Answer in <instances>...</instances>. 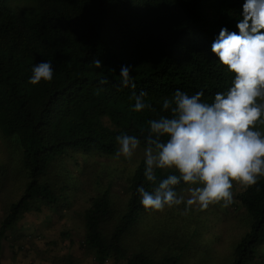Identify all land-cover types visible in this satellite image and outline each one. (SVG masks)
<instances>
[{"label":"trees","instance_id":"16d2710c","mask_svg":"<svg viewBox=\"0 0 264 264\" xmlns=\"http://www.w3.org/2000/svg\"><path fill=\"white\" fill-rule=\"evenodd\" d=\"M242 3L0 0V132L17 142L25 180L22 194L0 221V257L6 231L25 213L55 210L67 200V186L58 184L64 177L50 176L60 158L72 152L115 156L116 136H140L159 112L161 98L178 88L189 94L203 89L202 99L208 102L226 89L231 75L210 47L221 27L237 30ZM48 59L55 68L53 81L30 84L33 64ZM95 59L102 61L101 68L92 63ZM122 65L134 66L135 89L118 87ZM141 90L156 112L131 110V94ZM143 167L142 159L127 178L124 202L114 201L106 188L90 197L82 211L80 245L98 264L109 259L185 264V242L158 250L132 231L139 217L157 212L145 210L136 194L137 185L144 183ZM235 200L245 210L248 230L235 243L230 264H253L264 255V178L246 191L240 186ZM62 259L75 264L71 255Z\"/></svg>","mask_w":264,"mask_h":264},{"label":"clouds","instance_id":"9594fccd","mask_svg":"<svg viewBox=\"0 0 264 264\" xmlns=\"http://www.w3.org/2000/svg\"><path fill=\"white\" fill-rule=\"evenodd\" d=\"M235 27L238 31L221 27L210 47L231 75L225 90L208 102L203 89L189 94L178 88L161 98L159 112L140 136H116L117 158L143 153L144 183L136 194L147 211L176 208L186 215L211 205L227 207L234 203V183L246 191L264 178V0H243ZM92 63L103 66L99 59ZM133 68L121 66L118 87L136 88ZM31 71L32 85L54 79L50 59ZM147 96L145 90L133 91L131 110L156 112ZM182 184L186 188L178 191Z\"/></svg>","mask_w":264,"mask_h":264},{"label":"rangeland","instance_id":"374dc122","mask_svg":"<svg viewBox=\"0 0 264 264\" xmlns=\"http://www.w3.org/2000/svg\"><path fill=\"white\" fill-rule=\"evenodd\" d=\"M142 159V151L131 160L79 152L60 158L50 176L64 177L58 184L64 182L67 186V200L60 202L55 210L43 207L41 212H27L8 229L1 240V264H66L62 257L70 255L75 264H98L80 245L84 237L82 211L90 197L106 188L111 189L114 201L124 202L127 178ZM0 168L1 221L9 204L20 197L25 186L18 144L1 132ZM233 191L234 203L227 207L211 205L206 210L194 209L186 215L176 208L148 213L138 218L132 231L158 250L160 246L170 244L167 246L174 248L185 242V264H230L235 243L248 230L245 210L235 200L240 185L234 183ZM156 240L159 242L155 243ZM104 264L126 263L109 259ZM253 264H264V255Z\"/></svg>","mask_w":264,"mask_h":264}]
</instances>
